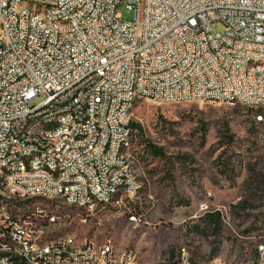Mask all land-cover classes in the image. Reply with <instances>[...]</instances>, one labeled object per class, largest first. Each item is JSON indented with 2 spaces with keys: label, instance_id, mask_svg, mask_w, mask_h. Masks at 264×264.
<instances>
[{
  "label": "built area",
  "instance_id": "obj_1",
  "mask_svg": "<svg viewBox=\"0 0 264 264\" xmlns=\"http://www.w3.org/2000/svg\"><path fill=\"white\" fill-rule=\"evenodd\" d=\"M23 1L32 2L0 0V21L9 28V36L0 38V168L18 163L16 175L7 181L25 198L40 195L36 186H45L65 193L64 205L88 203L92 212L98 201H105L111 183H121L133 196L124 165L122 174L113 177H102V170L120 163L115 148L137 134L125 132V125L134 122L132 107L139 101L221 104L225 95H244L250 105L264 101V68H253V60L264 58V0H52L57 11L40 7L36 16L22 9ZM73 4L82 8L76 26H49L51 16L67 17ZM120 8L133 18L124 20ZM214 23L224 25L223 34L212 28ZM6 44H13V53H6ZM70 79H77L76 87H69ZM66 96H73V104L57 107ZM124 97H132V105H125ZM41 98L47 110L31 113ZM60 109H69L62 131L38 139L41 131L32 130V122H46ZM255 121L264 122L260 117ZM65 123L75 124L82 143L68 140ZM86 125H95V132L87 133ZM53 140H60L59 168L55 176H45L37 160L35 165L23 161V153L46 149L52 165L47 146ZM71 172L91 173L92 182L70 180ZM85 185H92V192H85ZM12 202L0 191V207L10 222V232L2 229V236L11 241V248L0 247V264L2 253L51 264L67 255H88V240L72 247L67 239L66 247L46 250V245L37 246L40 233L24 237V230L38 224L50 225L51 233L59 217L36 210L18 220V212L5 211ZM107 245L112 244L103 246L105 264H136L132 250L115 248V256H106ZM259 250L264 253V246ZM174 262L185 264L181 250Z\"/></svg>",
  "mask_w": 264,
  "mask_h": 264
},
{
  "label": "rangeland",
  "instance_id": "obj_2",
  "mask_svg": "<svg viewBox=\"0 0 264 264\" xmlns=\"http://www.w3.org/2000/svg\"><path fill=\"white\" fill-rule=\"evenodd\" d=\"M120 13L124 20L133 18L124 8ZM212 28L225 30L222 23ZM258 113L218 103L139 101L133 120L165 157H154L137 132L130 150L142 186L137 197L124 196L92 212L48 198L13 199L6 210L25 217L36 210L56 215L55 230L43 228L44 240L110 243L114 250H132L138 264H166L181 249L192 264H256L257 249L264 246V122L256 123ZM215 212L222 220L218 231L207 218Z\"/></svg>",
  "mask_w": 264,
  "mask_h": 264
},
{
  "label": "bare ground",
  "instance_id": "obj_3",
  "mask_svg": "<svg viewBox=\"0 0 264 264\" xmlns=\"http://www.w3.org/2000/svg\"><path fill=\"white\" fill-rule=\"evenodd\" d=\"M40 7H44V11L55 12L57 11V3L55 5H42L38 3L30 4L29 1L22 2V9L29 11V16H36L40 14ZM82 15L81 4H73L71 8L67 11V17L63 16H51L49 18V26L56 27L58 30H69V27H74L77 24V17ZM9 36V28L4 24V21H0V38H5ZM6 53H13V44H6ZM253 68H264V58H258L253 60ZM77 79L69 80V87H76ZM197 102L195 100H185L182 102L175 103H164V104H181V103H191ZM203 103H217L214 100H202ZM73 104V96H66V98L57 100V107H67ZM125 105H132V97H124ZM221 104H226L231 107L242 106L250 110H256L258 112H264V101H254L250 105V101L244 95H225V102ZM132 107V114H133ZM47 110V103L40 102L36 105L31 106V113H38L40 111ZM63 116H69V109H60V111H54V118L45 121H33L32 130L41 131L38 132V139H45V134H55L56 132L62 131L63 128ZM260 117L264 120V115L258 113L256 118ZM65 130L68 131V140L73 143H82V136L79 135V130H75V124L65 123ZM87 133L95 132V125H86ZM125 132H132L131 124L125 125ZM132 139L127 140V142H120L115 148V159H119L120 163H109L107 168L102 170V177H113L117 174H122V165L125 166L127 174H129V181L133 185V196L131 190L128 188H121V183H111L108 186V193L105 201H98L97 206H107L115 201H118L122 197L135 198L137 197L142 186L139 181L138 175L134 168V163L130 156L129 147H131ZM60 140H53L47 146V154L49 156V163L46 158V149L35 148L33 151H26L23 153V161H28V165H35V160H37V168L43 169V175L45 176H55L57 168H59L60 162ZM129 151V155L127 154ZM18 171V163H11L5 168H0V191L3 195H6L9 199L26 201L34 198H58V200L66 203V194L59 193L58 190H50L45 186H36V194L25 198V192L15 187L13 184H9L7 179H13ZM70 180H81V182H92V174L86 172H71ZM85 192H92V185H85ZM68 206L75 207L82 210H89L88 203L81 204H70ZM7 207V206H6ZM5 207V211L6 210ZM8 212V211H7ZM26 215V214H25ZM30 215V214H29ZM30 216H20L18 213V220L29 219ZM136 221V219H132ZM57 220H55V224ZM0 247L11 248V241L9 237L2 236L3 232H10V222H5V214L3 208L0 207ZM38 227V226H37ZM35 225H33V230H24V237L34 238V233H40L37 237V246L46 245V250H56V247H66V240L71 244L72 247H79V240L74 237H66L59 240L46 241L43 239L44 227L45 229L50 227V225L41 226L40 230H37ZM105 245V244H104ZM97 245L92 241H89V253L88 255H67L65 261H59L58 264H105V255H103V246ZM184 256H186L185 264H192V259L189 253L185 249H181ZM257 264H264V253H261L259 247L257 249ZM106 256H115V250L112 245H107ZM215 262V261H213ZM210 262L209 264H213ZM2 263L4 264H51V263H41L40 260H33L31 257L19 256V261L16 258L10 256L9 253H2ZM136 264L138 262L136 261ZM175 264V262L166 263ZM216 264H220L216 261Z\"/></svg>",
  "mask_w": 264,
  "mask_h": 264
},
{
  "label": "trees",
  "instance_id": "obj_4",
  "mask_svg": "<svg viewBox=\"0 0 264 264\" xmlns=\"http://www.w3.org/2000/svg\"><path fill=\"white\" fill-rule=\"evenodd\" d=\"M261 114V112H259ZM131 128H132V132H134V130H136L138 132V134L144 139V142L146 143V146L148 148V150H150L151 154L156 157V158H164L165 154L162 148H159L157 146H154L152 144H150L144 137V130L142 128L141 125L133 122L131 124ZM227 135H229V127L227 126ZM137 136L133 135V143L134 145L136 144L135 142L137 141ZM208 218V222L213 225L215 227V229H217L216 231H218L221 228V224H222V220H221V214L220 212H215V213H211L207 215Z\"/></svg>",
  "mask_w": 264,
  "mask_h": 264
},
{
  "label": "crops",
  "instance_id": "obj_5",
  "mask_svg": "<svg viewBox=\"0 0 264 264\" xmlns=\"http://www.w3.org/2000/svg\"><path fill=\"white\" fill-rule=\"evenodd\" d=\"M130 156H131V154H130ZM132 159V158H131ZM174 261V259L171 261V262H173ZM171 262H168V263H171ZM193 263V262H192ZM257 264V263H256Z\"/></svg>",
  "mask_w": 264,
  "mask_h": 264
}]
</instances>
